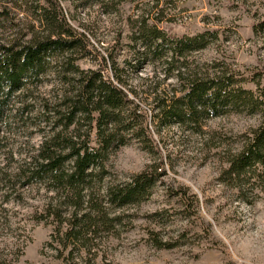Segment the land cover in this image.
I'll return each mask as SVG.
<instances>
[{"label": "rangeland", "instance_id": "374dc122", "mask_svg": "<svg viewBox=\"0 0 264 264\" xmlns=\"http://www.w3.org/2000/svg\"><path fill=\"white\" fill-rule=\"evenodd\" d=\"M56 1L93 54L78 60L79 68H104L99 55L108 74L111 62L126 69L130 106L145 117L154 146L146 152L125 139V146L109 147L74 193L28 179L24 164L58 130L53 125L71 90L65 80L73 79L50 57L45 73L15 93L0 120V264H264V194H247L243 203L217 181L257 116L227 112L194 127L158 128L152 97L180 96L176 69L165 72L159 62L136 70L122 65L135 63L129 36L141 16L146 27L169 37L207 34L204 49L172 65L184 81L225 73L251 78L243 87L254 90L264 80V0ZM24 7L23 0H0V46L25 42L38 29ZM147 168L161 172L147 199L124 205L110 199L109 191ZM62 169L69 173L70 164ZM180 190L186 208L176 196Z\"/></svg>", "mask_w": 264, "mask_h": 264}, {"label": "trees", "instance_id": "16d2710c", "mask_svg": "<svg viewBox=\"0 0 264 264\" xmlns=\"http://www.w3.org/2000/svg\"><path fill=\"white\" fill-rule=\"evenodd\" d=\"M23 1L25 7L22 11L30 13L33 25L38 29L33 26L25 42L0 46V120L15 93L38 80L45 73L49 58L57 56V67L64 68L74 80H65L71 90L69 96L63 98L65 112L57 114L58 122L53 125V129L58 130L51 131L36 154L24 164L27 168L25 175H29L28 179L43 178L54 184L55 190L61 188L65 193H74L109 147H123L127 144L125 139H130L138 144L140 150L148 152L154 146L153 140L145 117L136 111L135 106H130L133 104L125 91H132L124 81L126 69L111 62L108 74L104 70L105 58L98 55L96 60L104 68L82 70L77 61L90 59L93 54L87 49L85 36L67 24L57 1ZM145 21L140 16L135 21L138 26L129 36L128 50L135 63L122 62V65L136 70L146 62H159L165 72L176 69L175 77L182 85L178 98L153 94L154 125L162 128L186 123L194 127L199 120L227 112L257 116L258 125L243 136L237 150L228 156L217 181L243 203H247V194L254 197L252 199L263 195L264 80L261 83L257 81L254 90L243 87L253 83L251 78L239 81L225 73L209 78L192 76L184 81L178 72L180 67L172 68V65L180 66L185 55L204 49L207 34L190 38L169 37L153 25L146 27ZM153 91L156 92L155 89ZM65 163L70 164L69 173L62 169ZM160 173L156 168H147L131 176L116 193L109 191L108 196L119 205L142 202L149 196ZM176 196L186 208L185 191L180 190ZM46 212H49V207Z\"/></svg>", "mask_w": 264, "mask_h": 264}]
</instances>
